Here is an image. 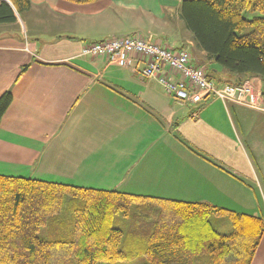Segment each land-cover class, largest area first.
<instances>
[{"label":"crops","instance_id":"crops-1","mask_svg":"<svg viewBox=\"0 0 264 264\" xmlns=\"http://www.w3.org/2000/svg\"><path fill=\"white\" fill-rule=\"evenodd\" d=\"M29 1L31 9H14L16 22L0 23V97L13 96L0 123V175L133 194L167 206L164 201L204 204L264 221L261 76L220 66L185 26L165 47L188 49L192 63L219 84L252 83L261 103L182 104L157 78L142 76L144 57L126 65L81 53L115 35L154 41L149 22L168 14L182 19L179 0ZM129 226L135 236V225ZM251 264H264V233Z\"/></svg>","mask_w":264,"mask_h":264},{"label":"trees","instance_id":"trees-1","mask_svg":"<svg viewBox=\"0 0 264 264\" xmlns=\"http://www.w3.org/2000/svg\"><path fill=\"white\" fill-rule=\"evenodd\" d=\"M11 1L13 6L0 3V23L16 22L14 9L22 13L32 6L29 0ZM179 1L187 28L220 66L264 79V0ZM12 100L10 91L0 97V123ZM154 203L133 194L0 175V264L252 263L264 233L261 218L198 203ZM221 215L231 221V232L213 225V216ZM131 223L135 236L129 235ZM52 226L63 232L61 238H42L41 230Z\"/></svg>","mask_w":264,"mask_h":264},{"label":"built area","instance_id":"built-area-1","mask_svg":"<svg viewBox=\"0 0 264 264\" xmlns=\"http://www.w3.org/2000/svg\"><path fill=\"white\" fill-rule=\"evenodd\" d=\"M82 55L105 56L111 63L130 64L135 55L144 57L147 65L142 71L145 78H157L166 93L182 104H202L206 100L239 102L250 106L261 103L257 87L250 82L217 83L210 79L203 67L192 63L188 49L174 51L146 37L138 35L113 36L85 45Z\"/></svg>","mask_w":264,"mask_h":264},{"label":"rangeland","instance_id":"rangeland-1","mask_svg":"<svg viewBox=\"0 0 264 264\" xmlns=\"http://www.w3.org/2000/svg\"><path fill=\"white\" fill-rule=\"evenodd\" d=\"M175 8L171 9L174 10ZM31 16V13L24 12L23 17L28 19V17ZM149 26L151 29V32L154 35V41L157 42V39H160L164 43H172L174 40L172 38H169L171 35H173V32L180 33L181 31H185L186 24L183 19L180 18V15L178 18L171 17L169 14L165 20H159L158 22L153 20V23L149 22ZM141 37H143L141 34H139ZM120 36V35H115ZM166 46V45H164ZM252 84V83H251ZM66 216V214H65ZM213 225L217 230H220L222 233H228L232 230L231 221L227 218V216L221 215L220 217H215L213 219ZM52 228V229H51ZM51 228L45 227L41 230L40 236L42 238L49 239H60L61 235L63 234L62 231H58V229L55 226H52ZM51 230L55 231L52 232Z\"/></svg>","mask_w":264,"mask_h":264}]
</instances>
